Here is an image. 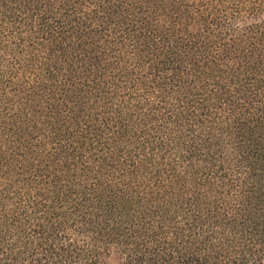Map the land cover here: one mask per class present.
<instances>
[{
  "label": "trees",
  "instance_id": "1",
  "mask_svg": "<svg viewBox=\"0 0 264 264\" xmlns=\"http://www.w3.org/2000/svg\"><path fill=\"white\" fill-rule=\"evenodd\" d=\"M0 264H264V0H0Z\"/></svg>",
  "mask_w": 264,
  "mask_h": 264
}]
</instances>
